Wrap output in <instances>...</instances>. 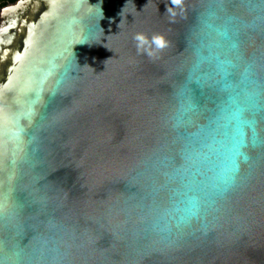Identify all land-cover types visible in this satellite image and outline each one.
I'll list each match as a JSON object with an SVG mask.
<instances>
[{
	"label": "water",
	"instance_id": "obj_1",
	"mask_svg": "<svg viewBox=\"0 0 264 264\" xmlns=\"http://www.w3.org/2000/svg\"><path fill=\"white\" fill-rule=\"evenodd\" d=\"M0 264H264V0L0 7Z\"/></svg>",
	"mask_w": 264,
	"mask_h": 264
},
{
	"label": "clouds",
	"instance_id": "obj_2",
	"mask_svg": "<svg viewBox=\"0 0 264 264\" xmlns=\"http://www.w3.org/2000/svg\"><path fill=\"white\" fill-rule=\"evenodd\" d=\"M133 39L138 42L137 43L138 51L146 52L147 55H149L150 57L153 56L154 53H153V51H151L149 49H145L144 45L150 43L158 51H162L164 48L167 47L166 39L164 38L163 35H160V34H154L151 36V38H149L143 33H137L133 37Z\"/></svg>",
	"mask_w": 264,
	"mask_h": 264
},
{
	"label": "trees",
	"instance_id": "obj_3",
	"mask_svg": "<svg viewBox=\"0 0 264 264\" xmlns=\"http://www.w3.org/2000/svg\"><path fill=\"white\" fill-rule=\"evenodd\" d=\"M12 0H2V2L0 3V7L6 5L7 3L11 2Z\"/></svg>",
	"mask_w": 264,
	"mask_h": 264
},
{
	"label": "built area",
	"instance_id": "obj_4",
	"mask_svg": "<svg viewBox=\"0 0 264 264\" xmlns=\"http://www.w3.org/2000/svg\"><path fill=\"white\" fill-rule=\"evenodd\" d=\"M2 2V0H0V3Z\"/></svg>",
	"mask_w": 264,
	"mask_h": 264
}]
</instances>
